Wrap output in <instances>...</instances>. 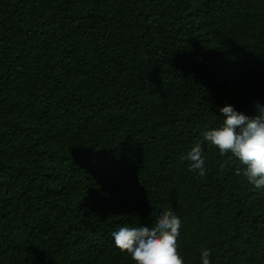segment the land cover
Listing matches in <instances>:
<instances>
[{
    "label": "trees",
    "instance_id": "1",
    "mask_svg": "<svg viewBox=\"0 0 264 264\" xmlns=\"http://www.w3.org/2000/svg\"><path fill=\"white\" fill-rule=\"evenodd\" d=\"M257 103L264 0H0V264H133L111 233L165 209L184 264H264V187L202 135Z\"/></svg>",
    "mask_w": 264,
    "mask_h": 264
},
{
    "label": "clouds",
    "instance_id": "2",
    "mask_svg": "<svg viewBox=\"0 0 264 264\" xmlns=\"http://www.w3.org/2000/svg\"><path fill=\"white\" fill-rule=\"evenodd\" d=\"M259 114L248 117L231 105L219 109L223 122L220 126L203 132V140L219 150L223 156L231 154L245 166L242 174L248 183L264 187V106L256 104ZM182 160H187L193 171L206 175L201 143L194 144ZM224 164L220 167L224 168ZM237 175L241 170L237 169ZM181 220L171 210L165 209L153 226H122L111 233L114 245L128 254L133 264H184L177 251ZM211 251L201 249V264H210Z\"/></svg>",
    "mask_w": 264,
    "mask_h": 264
}]
</instances>
